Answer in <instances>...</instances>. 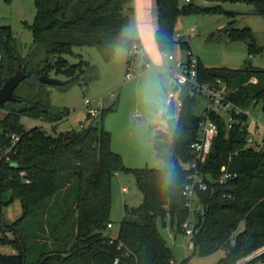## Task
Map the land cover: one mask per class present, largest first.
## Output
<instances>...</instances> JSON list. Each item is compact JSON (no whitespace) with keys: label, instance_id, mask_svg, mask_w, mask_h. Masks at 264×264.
<instances>
[{"label":"trees","instance_id":"trees-1","mask_svg":"<svg viewBox=\"0 0 264 264\" xmlns=\"http://www.w3.org/2000/svg\"><path fill=\"white\" fill-rule=\"evenodd\" d=\"M132 1L35 0L32 29L35 42L46 47L44 64L27 73L22 57L13 52L16 47L11 27L0 23V87L15 73L18 63L25 69V78L34 73L39 79L54 71L69 78L63 83L75 82L89 65L83 58L75 63L66 58L81 57L75 53L76 47L128 48L135 40L125 32L134 11ZM246 1L264 16V0ZM202 9L207 7L156 0L159 50L189 47L188 41L175 36L178 20ZM230 37L246 40L251 52L264 50L248 27L233 29ZM253 77L257 82L251 81ZM217 78L226 82L233 102L242 107L260 103L264 113L263 68L208 67L200 60L199 79L213 82ZM181 99L171 136V165L164 169L124 164L121 154L112 148V134L103 123L113 107L101 109L96 116L88 115L82 127L64 132L57 131L56 125L71 109L51 111L41 100L11 108L0 117V246L9 245L18 252H0V264H114L116 257L118 264H174L173 251L157 221L161 219L166 226L169 219L174 235L185 232L183 223L191 212L183 187L192 172L185 165L195 158L191 144L203 118V113L194 112L196 94L184 89ZM25 117L51 124L56 133H48L42 124L26 128ZM216 121L219 132L206 161L200 164L208 176V188L198 191L203 210L194 214L193 248L200 256L223 249L225 255L214 264H238L264 246V154L247 146V131L239 124L225 130L224 120ZM12 135L19 139L7 159L1 152L12 146ZM223 165L238 173L225 185L217 181ZM119 170L134 175L143 201L138 207H125L118 235L111 242L106 231L112 223V178ZM16 199L21 202L22 214L6 222L3 209ZM260 256L243 264H258L264 260V253Z\"/></svg>","mask_w":264,"mask_h":264},{"label":"rangeland","instance_id":"rangeland-1","mask_svg":"<svg viewBox=\"0 0 264 264\" xmlns=\"http://www.w3.org/2000/svg\"><path fill=\"white\" fill-rule=\"evenodd\" d=\"M196 5H203L207 9L190 12L179 19L175 33H184L190 27L196 25V34L186 37L189 48L199 56L200 60L208 67L243 68L251 65L264 69V50L251 52L246 40H234L230 37L233 29L250 28L258 45L264 46V16L255 12L254 6L246 0H199ZM37 13L35 0H0V23L11 27L15 49L14 54L20 55L24 67L29 73L44 64L47 52L43 43L35 42L32 25ZM126 28L125 32L127 31ZM178 39V37H177ZM83 46L76 47L75 53L66 55V58L75 63L83 58L89 61L85 70L79 74L75 82L62 84H48L40 81L33 74L28 75L15 89V95L23 97V100L7 101L0 107V117H4L11 108H23L31 100H41L48 104L51 111H58L65 107L71 109L69 116L56 125L57 131L79 129L84 122L88 107L85 98H100L103 101L101 109L109 110L103 120L104 126L112 131L113 148L121 154L124 164L129 168H168L171 165L172 130L176 126L177 116L172 119L165 117L167 107L163 111L153 115L152 109L160 99L164 85L171 92L174 83L169 74L165 80L155 78V84L147 87H138V81L144 74H149L150 69L144 70L131 79L125 76L127 70L128 51L125 56L123 48ZM176 57H184L185 50L176 46L173 50ZM125 57V59H124ZM170 63L166 60V67ZM156 69V68H154ZM159 71V69H157ZM65 82L69 78L64 74H55ZM44 84V85H43ZM43 85V86H41ZM44 90V92H42ZM116 96L112 97L111 94ZM168 104V102H167ZM207 104V98L201 94L196 95L194 112L201 114ZM152 108V109H151ZM261 109V104L256 106V111ZM147 111V112H146ZM135 112H140L142 125L139 126L133 117ZM151 114V116L148 114ZM23 122L26 128L43 125L48 133L55 134L54 127L49 123L25 117ZM163 125L162 135L156 139L158 130L155 124ZM159 149L162 157L158 156ZM123 187L126 190H123ZM143 201V195L139 190L134 175L125 170L117 171L112 178V228L106 233L111 237L118 235L120 223L125 216V207H138ZM199 206V204H197ZM4 219L11 222L22 214V206L19 199L3 209ZM196 219L193 218V224ZM158 228L174 254V264L187 260L185 264H214L225 255L223 249L213 254L200 256L194 248L187 246L183 233L174 235L170 220L167 225L157 221ZM243 224L240 226V230ZM12 236L11 232H8ZM2 231L0 230V236ZM5 252L13 250L10 246L3 247ZM2 252V251H0ZM260 256V255H259ZM261 257V256H260ZM240 262V261H239ZM243 264V263H242ZM258 264H264L261 260Z\"/></svg>","mask_w":264,"mask_h":264},{"label":"built area","instance_id":"built-area-1","mask_svg":"<svg viewBox=\"0 0 264 264\" xmlns=\"http://www.w3.org/2000/svg\"><path fill=\"white\" fill-rule=\"evenodd\" d=\"M197 1L199 0H180V3L190 4L196 3ZM196 29L197 27L194 25L184 33L178 31L175 33V36L176 38L178 37V39L187 41L186 37L189 38L195 35ZM127 49V70L125 73L127 79H131L137 74L142 73L144 70L151 69L155 66L154 62L149 57L146 48L140 40L135 39ZM184 50V57H176L173 51L162 52V56L172 62V65L168 66L167 68L175 85L172 96L175 98L176 116H178V113L182 108L183 101L181 99V95L184 89H188L191 95L201 94L207 98V104L203 111V118L200 121L197 137L191 144L195 158L192 162L185 165L186 169H192V172L189 175L190 181L187 182L183 187V194L187 199L186 205L189 207L191 213L188 219L183 223V228L185 230V244L193 248L194 214L197 210H203V206L198 202V191L206 190L208 188V182L205 180V178L208 176L200 170V164L206 161L212 149L213 140L219 132L216 118H222L227 129L239 124L241 129H245L247 131V146L253 147L256 151L263 152L264 113L261 109L256 111V106L242 107L233 102L228 97L229 88L227 87L226 82L222 79L217 78L213 82L199 79V56L196 55L189 47L184 48ZM251 81L257 82V78L253 77ZM111 96L115 97L116 94L112 93ZM85 105L89 109L87 116H96L101 111L103 101L100 98L87 97L85 98ZM133 117L138 124L142 123V114L140 112H135ZM83 125L84 123H81V127ZM12 138V146L6 151L1 152V155L5 156L7 159H9L10 153L15 151L14 146L19 139V136L12 135ZM21 174H24V172L22 171ZM237 176V172L230 170L227 165H223L217 181L219 184L225 185L229 183L231 179L236 178ZM209 179L212 178L209 177ZM197 204H199V206ZM112 226V223L108 224L109 228ZM116 237L110 236L111 242H113ZM262 253H264V246L249 256L243 258L238 264L245 263L255 256L261 255ZM118 262L119 258L116 257L114 264H118Z\"/></svg>","mask_w":264,"mask_h":264},{"label":"crops","instance_id":"crops-1","mask_svg":"<svg viewBox=\"0 0 264 264\" xmlns=\"http://www.w3.org/2000/svg\"><path fill=\"white\" fill-rule=\"evenodd\" d=\"M131 5L133 6L134 11L131 15V21H130V24H129L128 29L126 31V34L133 39H137V40L141 41V43L146 48V51H147L149 57L151 58V60L154 62V65H155L154 67H152L150 69L149 74H144L138 81H136V85L138 87L144 88L147 86L149 87L151 85H154L155 82H157L159 80V78L163 82V80H165V78H166V74L170 75L167 67L172 65V62L170 61L169 64L167 63L168 66L166 67V60L167 59H165L162 56V52L159 50V47H158V44L156 41L155 33H156L157 28H158L156 0H133ZM181 18H179V19H181ZM116 48L118 50H120V48H123L121 50L124 51L125 56H126L127 50H128L126 47H116ZM117 49H114V53L116 52ZM124 59H125V57H124ZM154 68H156V69H154ZM157 69H159V71ZM155 78L157 79V81H155ZM170 78H171V75H170ZM171 80H172V78H171ZM174 89H175V85L173 87V90L171 92H169L167 86L164 85L163 92L161 93L160 99L156 103V108L155 109L151 108L152 109L151 113H153V115L154 114L156 115L161 108L165 109V107L168 106L167 102L169 103ZM148 114L151 116V114L149 112H148ZM142 117H143V115H142ZM142 124L143 123L138 124V125L141 126ZM155 125H156V129L158 130V133L156 135V139H158L164 131L162 128L163 125L158 124V123ZM108 130L112 134V131L110 129H108ZM113 142L114 141H113V136H112V148L114 145ZM156 150H157L156 152H157L158 156L162 157L160 150L159 149H156ZM123 190L125 191L126 188L123 187ZM3 247L9 248V245H1L0 246V251H2V253H4V254L14 255V254L18 253L17 250H15L11 246L10 247L13 250L9 251V249H8V252H5Z\"/></svg>","mask_w":264,"mask_h":264},{"label":"water","instance_id":"water-1","mask_svg":"<svg viewBox=\"0 0 264 264\" xmlns=\"http://www.w3.org/2000/svg\"><path fill=\"white\" fill-rule=\"evenodd\" d=\"M201 8H204L203 5H200ZM25 78V69L21 67V64L18 63L16 65V71L13 75H11L3 84L2 87H0V105L6 103L7 101L16 100V97L14 95L16 87L23 81ZM40 81L48 83V84H62L63 81L59 80L56 77L48 76V75H42L40 77ZM165 117L167 119H172L176 117L175 112V98L174 96L171 97L168 106H167V112L165 114ZM224 129L226 130V125H224ZM264 154V150H263ZM14 166H18L16 162L13 163Z\"/></svg>","mask_w":264,"mask_h":264},{"label":"clouds","instance_id":"clouds-1","mask_svg":"<svg viewBox=\"0 0 264 264\" xmlns=\"http://www.w3.org/2000/svg\"><path fill=\"white\" fill-rule=\"evenodd\" d=\"M160 110L163 111V108H161Z\"/></svg>","mask_w":264,"mask_h":264}]
</instances>
